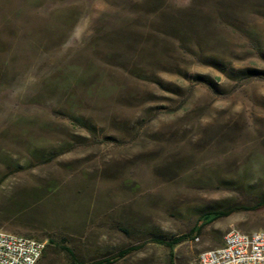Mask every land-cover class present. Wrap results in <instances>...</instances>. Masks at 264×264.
Instances as JSON below:
<instances>
[{
	"label": "rangeland",
	"instance_id": "374dc122",
	"mask_svg": "<svg viewBox=\"0 0 264 264\" xmlns=\"http://www.w3.org/2000/svg\"><path fill=\"white\" fill-rule=\"evenodd\" d=\"M247 69L264 72V0H0V231L43 237L38 264L134 245L114 264H170L155 240L264 200V76ZM231 230H264V209L176 263Z\"/></svg>",
	"mask_w": 264,
	"mask_h": 264
},
{
	"label": "built area",
	"instance_id": "2783aa9c",
	"mask_svg": "<svg viewBox=\"0 0 264 264\" xmlns=\"http://www.w3.org/2000/svg\"><path fill=\"white\" fill-rule=\"evenodd\" d=\"M199 239L196 238L195 241ZM45 243L0 231V264H38ZM198 264H264V230H231L221 247L203 251Z\"/></svg>",
	"mask_w": 264,
	"mask_h": 264
},
{
	"label": "trees",
	"instance_id": "16d2710c",
	"mask_svg": "<svg viewBox=\"0 0 264 264\" xmlns=\"http://www.w3.org/2000/svg\"><path fill=\"white\" fill-rule=\"evenodd\" d=\"M240 75V79L243 78H247V79H252V78H256V77H262L264 76V72L256 70V69H247V70H243V71H239L238 72ZM199 80L201 82H204L208 85H212V82L207 79L206 77H200ZM264 209V200L258 201L256 204L251 205V206H246V205H232L229 206L225 209H221V210H215L212 212H208L203 214L200 218H199V223L198 226H196L194 229H192L188 234L185 235H181L179 237H176L174 239H170V240H165V239H157L154 242L156 244L162 245L166 248L169 249L171 256H175V250L178 246H180L181 244H183L184 242L189 241L190 236L192 237L193 240H195L198 237H195L196 235L199 236L201 235L203 229L207 226H210L212 224H214L215 222L228 218L231 215H233L234 213L237 212H241V211H259ZM22 211H18L16 214L17 215H22ZM26 216V214L24 215ZM24 236L29 237V238H33L36 239L38 241H43L44 238L40 237V236H36V235H30L29 233H26ZM51 242V241H50ZM143 247V245H134V246H129L121 251H119L118 253L108 256V257H104L100 260H97L95 262H92L90 264H114L122 259H124L125 257H127L128 255L132 254L135 251L140 250ZM63 250L67 251L71 256L74 257V255L72 254V252L65 248V247H61ZM74 264H80L78 262L77 259H75V257L73 258ZM177 264V263H175Z\"/></svg>",
	"mask_w": 264,
	"mask_h": 264
},
{
	"label": "crops",
	"instance_id": "0c3cea01",
	"mask_svg": "<svg viewBox=\"0 0 264 264\" xmlns=\"http://www.w3.org/2000/svg\"><path fill=\"white\" fill-rule=\"evenodd\" d=\"M175 253V256H171V253H170V251L168 252V254H169V263L170 264H175L176 263V259H177V257H176V250L174 251ZM104 258V257H103ZM100 260V259H99Z\"/></svg>",
	"mask_w": 264,
	"mask_h": 264
}]
</instances>
